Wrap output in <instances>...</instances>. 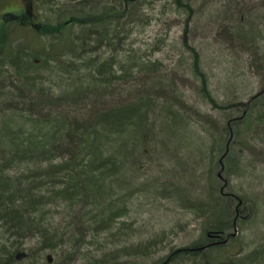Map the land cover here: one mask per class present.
Here are the masks:
<instances>
[{
  "label": "rangeland",
  "instance_id": "374dc122",
  "mask_svg": "<svg viewBox=\"0 0 264 264\" xmlns=\"http://www.w3.org/2000/svg\"><path fill=\"white\" fill-rule=\"evenodd\" d=\"M85 2L90 14L104 6L121 12L130 8L126 27L121 20L119 40L104 49H96L99 47L89 41L88 55L113 59L117 76L126 70L132 75L109 88L104 104L122 106L143 99L153 106L155 121L148 123L135 166L124 168L133 196L126 204L123 228L94 235L88 232L86 221L79 219L80 210L73 213L51 201L41 207L42 229H53L58 238L68 235L60 250L40 255L38 264H264V0H181L179 7L175 0H0V17L27 21L28 13L35 25L56 26L69 22L74 7ZM65 32L72 37L81 32V26H71ZM21 37L26 38V33ZM42 41L49 46L54 38ZM67 48L72 50L70 45L59 52L70 53ZM81 53L88 52L76 51V55ZM70 57L29 71L41 78L40 87L50 88L57 96L59 88L68 89L61 85L65 83L61 71L68 69ZM13 75L14 70L7 69L0 77L1 94H13L15 86H20ZM140 86L147 91L143 98ZM29 105L30 100L1 99L0 129L38 138L33 118L15 112L17 108L30 109ZM53 113L61 114L58 110ZM176 114L188 123L173 124ZM46 128L41 137L48 134ZM228 128L237 136L232 139L228 171L220 179L221 169L216 167L220 154L214 142L215 138L225 142ZM0 141L1 159L9 144L1 135ZM48 167L42 163L30 169L44 176ZM28 170L27 165L7 173L18 176ZM4 182L0 179V185ZM220 190L230 191L248 207L242 213L244 217L248 214V219L239 221L233 230L235 240L211 250L207 258L203 254L169 258L214 236V229L207 225L218 214L212 208L216 200L222 202ZM44 191L46 201L49 194ZM228 215L229 211L220 215L221 225ZM6 230L0 228V255L8 254L13 264H37L30 258L38 252L40 235L20 241L13 231ZM74 237L83 241L74 244L73 250L70 243ZM73 252L76 257L69 261L67 256ZM22 254L25 260L19 258Z\"/></svg>",
  "mask_w": 264,
  "mask_h": 264
},
{
  "label": "trees",
  "instance_id": "16d2710c",
  "mask_svg": "<svg viewBox=\"0 0 264 264\" xmlns=\"http://www.w3.org/2000/svg\"><path fill=\"white\" fill-rule=\"evenodd\" d=\"M127 1L134 3V0ZM175 1L179 7L181 0ZM86 6H89L87 2L77 4L69 16L70 21H66V24L63 21L58 22L56 26L35 25L31 18L28 19V13L26 19L29 22L15 16L0 17V77L7 69H12L15 80L20 83V86H15L13 94L0 92V100L7 101L10 97L19 102L30 100V109L22 107L17 108L15 112L33 118L32 127L40 133L38 138L35 135L31 138L19 130L14 132L0 129V135L7 138L9 144L0 159V178H6L5 184L0 185V228L6 229L13 224L17 227L16 230L26 237L40 235L42 254L48 250H60L65 244L63 237L68 235L63 234L58 238L53 229H42L41 207L51 201L65 205L73 213L80 210L79 219L86 221L88 232L94 235L111 230L120 231L121 227L123 228L122 218L128 214L126 204L133 196L132 182L124 168L127 164L135 166L139 156L137 152L145 138L144 133L149 130L148 123L155 121L153 106L143 102V99H139L136 104L129 102L122 106L104 104L102 99L109 88L121 81L126 82L132 75L126 70L123 76H117L113 69V59L99 60L88 55L90 50L87 46L91 37L93 41H104L110 45L112 41L119 40L121 20L125 21L123 26L126 27L132 15L130 8H124L121 12L117 8L104 6L101 11L90 14L86 12ZM183 7L187 6L183 4ZM74 25L81 26V32H76L71 37L65 30ZM24 33L26 38L21 37ZM48 37L54 38V42L49 46L42 41ZM70 45L72 50H66L70 53L59 52ZM80 49L88 53L76 55V51ZM70 55L68 69L60 72L61 79L65 82L61 85H68V89L59 88V94L54 96V91L50 88L39 86L41 78L34 76L29 70L50 63L56 64ZM77 61H81V65H77ZM83 71L86 73L82 74ZM138 92L143 98L147 91L140 86ZM202 92L206 96L204 89ZM32 95L35 97H31ZM41 99L45 102L42 103ZM55 110L61 114H54ZM172 121L176 125L188 123L180 114H176ZM45 128L48 134L41 137ZM229 130L230 128L225 142L222 138H215L214 142L220 154L216 167H223V173L228 171L232 141L237 136L234 131L232 136ZM230 139L231 143H228ZM4 146L6 145L3 144L2 147ZM55 161H58L57 164H53ZM42 163L49 164L44 176L39 172H32L35 171L30 169L32 165ZM27 165L29 170L18 176L7 173L9 169L20 170ZM39 168L37 169L41 170ZM11 183L15 184L17 189H11ZM42 189L49 194L46 201ZM220 192L222 202L216 200L212 208L215 213L217 210L218 214L210 217L207 225L214 229V236H209L205 242L197 243L191 250L177 251L169 258L176 255L181 259L184 256L200 254L207 258L211 250L219 249V245L215 244L219 237L235 230L233 219L230 217V214L234 213L235 204L232 193L226 190ZM1 200L6 201L2 203ZM88 208L91 209L89 213L82 214ZM228 211L229 215L221 225L220 215ZM12 213H15V216L11 218ZM39 214L42 217L37 216ZM26 215L33 217L36 228H25L28 224ZM76 237L72 238L70 243L73 250L74 244L83 241ZM0 260V264H13L6 253L0 255Z\"/></svg>",
  "mask_w": 264,
  "mask_h": 264
},
{
  "label": "bare ground",
  "instance_id": "6f19581e",
  "mask_svg": "<svg viewBox=\"0 0 264 264\" xmlns=\"http://www.w3.org/2000/svg\"><path fill=\"white\" fill-rule=\"evenodd\" d=\"M184 5H186V4H184ZM187 6V5H186ZM90 41V44H92V43H94L93 45H95V46H99V48H102V47H108V46H111L109 43H107V42H104V41H93V39H90L89 40ZM92 42V43H91ZM101 44V45H100ZM2 178H4V180L6 179L4 176L2 177ZM2 178H0V179H2ZM10 188L11 189H17L16 188V185L15 184H10ZM6 200H1V202L2 203H4ZM13 216H15V213H12V215H11V218L13 217ZM25 218H27L28 219V224L25 226V228H36L35 227V223H34V219H33V217H28L27 215L25 216ZM26 219V220H27ZM16 228L17 227H15V225H9V227L7 228V232L8 233H10L11 231H13L14 232V236H16L20 241H24L25 239H28L29 237H31V236H25V235H23V233L22 232H20V231H17L16 230ZM24 228V227H23ZM37 250H39V251H41L40 250V247L37 249ZM49 251V250H48ZM43 254H45L44 252H43ZM42 254V251L41 252H37L36 251V254H32L33 256L30 258V259H32V258H35L34 260L35 261H32L33 263H37L38 264V258L40 257V255H43ZM76 257L75 256V252H73V253H69L68 254V256H67V259L69 260V261H72V257ZM21 257V259H23V260H25L26 259V256L24 255V254H22V256L20 255L19 256V258Z\"/></svg>",
  "mask_w": 264,
  "mask_h": 264
},
{
  "label": "flooded vegetation",
  "instance_id": "af4514ba",
  "mask_svg": "<svg viewBox=\"0 0 264 264\" xmlns=\"http://www.w3.org/2000/svg\"><path fill=\"white\" fill-rule=\"evenodd\" d=\"M28 6V5H27ZM30 7V6H29ZM33 17V16H32ZM232 198H233V201H235V207H234V218H233V226H234V228H237V224H238V222L239 221H242V219H248V214H247V216H245L244 217V215H242V213H243V209L245 208V206H244V204H243V202L240 204V206L238 207V205H239V202H238V200L236 199V198H234L233 196H232ZM236 202L238 203V204H236ZM231 238H233L232 236H230V234H229V232L228 233H226V234H224V235H221L220 237H219V239H218V241L215 243V244H217V245H228V243H230L231 242Z\"/></svg>",
  "mask_w": 264,
  "mask_h": 264
},
{
  "label": "water",
  "instance_id": "95a60500",
  "mask_svg": "<svg viewBox=\"0 0 264 264\" xmlns=\"http://www.w3.org/2000/svg\"><path fill=\"white\" fill-rule=\"evenodd\" d=\"M228 151V150H227ZM226 155V154H225ZM225 157V156H224ZM220 163H222V161L220 162ZM222 165V164H221ZM223 167H221V170L219 171V173H218V177L220 178V179H222V172H223Z\"/></svg>",
  "mask_w": 264,
  "mask_h": 264
}]
</instances>
